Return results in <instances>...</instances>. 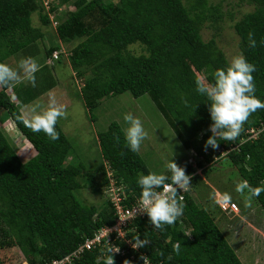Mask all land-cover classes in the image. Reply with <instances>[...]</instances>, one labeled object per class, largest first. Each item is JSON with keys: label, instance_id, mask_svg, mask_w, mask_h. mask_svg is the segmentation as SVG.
Segmentation results:
<instances>
[{"label": "trees", "instance_id": "trees-1", "mask_svg": "<svg viewBox=\"0 0 264 264\" xmlns=\"http://www.w3.org/2000/svg\"><path fill=\"white\" fill-rule=\"evenodd\" d=\"M47 1L48 10L42 0H0V63L26 50L28 56L39 50L48 60L60 50V44L79 38L67 58L71 71L82 82L79 96L91 121L92 112L105 98L126 92L134 98L147 95L181 147L203 156L212 121L209 101L197 92L196 81L202 76L213 83L215 71L226 69L229 63L214 40L203 41L200 29L207 20L221 18L220 5L210 0ZM247 1L253 10L235 22L234 31L240 54L256 67L252 73L255 96L264 102V0ZM70 3L74 11L61 14L60 7ZM32 13L37 15V27L31 23ZM49 15L57 20L54 31L58 42L44 44L41 28H50ZM249 33L254 34L255 48L249 47ZM135 44L143 46L146 54L131 53L129 47ZM87 72L90 76H85ZM7 90L0 89V110L32 146L34 155L22 161L0 129V251L18 248L29 264H46L73 251L94 231L112 224L109 202L104 200L96 206L75 196L84 187L101 196L108 184L105 166L124 185L125 206L140 197L137 180L150 171L139 152L127 147L124 131L115 121L96 135L102 158L99 167L87 170L82 164H68L72 146L58 123L59 139L52 141L43 132L33 133L17 118L22 115L20 106L40 93L25 89L26 96L15 102ZM251 128H262L258 139L241 143ZM217 142L219 147L238 145L226 159L237 168L242 180L252 187H264V110L249 117L235 141ZM216 150L207 149L210 154ZM180 167L192 177L183 196V215L163 231L154 229L147 215L136 219L134 231L127 237L132 240L139 234L151 243L137 253L128 251L123 257H113L115 264H124L125 260L143 264L141 255L151 264H242L212 213L200 208L190 192L200 179L196 169L187 164ZM197 167L202 168V163L197 162ZM253 199L264 212V192ZM239 210L245 213L242 204ZM177 242L181 244L179 255L173 253ZM100 251L86 252L75 264H105L107 257L101 258ZM0 264H4L1 258Z\"/></svg>", "mask_w": 264, "mask_h": 264}, {"label": "rangeland", "instance_id": "rangeland-1", "mask_svg": "<svg viewBox=\"0 0 264 264\" xmlns=\"http://www.w3.org/2000/svg\"><path fill=\"white\" fill-rule=\"evenodd\" d=\"M210 2L213 5H220L222 16L216 22L214 18L204 22L200 29V35L205 42L214 40L230 64L233 57L241 55L238 46L239 39L234 31V24L244 14L251 12L253 5L248 3L247 0H210ZM69 7L71 10H69ZM60 8L62 10L60 11L61 14L74 11L73 4L71 3L63 5ZM36 16V13L31 14V23L35 27L38 26ZM41 29L42 33L45 32L46 42L44 44L58 42L52 25L50 28ZM80 40L77 38L68 44H60V50L56 51L59 53V58L61 59L59 63L56 61L50 64L39 50L31 56L27 55L29 50H26L27 52L22 51L4 61V64L15 69L22 58L32 57L39 65V71L35 74V87L30 83H20L10 90L11 98L16 100L23 99L26 96L24 94L26 93L25 89L40 93L37 99L31 103L29 102L30 104L27 103L20 106L22 115L25 106L29 109L35 107L38 112L47 110L49 104L46 107L44 100L47 101V96L52 95L50 98L52 105L54 104L57 107L62 106L66 115L71 114L73 120L72 127L71 125H63L62 127L64 134L72 146L71 157L67 159V163L72 165L82 164L87 170L95 169L102 164L96 135L104 132L113 121L117 122L124 131L128 127L124 121V115L128 113L139 118L148 133L147 138L141 144L139 154L142 156L150 172L166 174L168 172L166 165L170 160L178 166L184 163L183 161L188 156V150L181 147L175 134L147 95L134 98L126 92L121 95L105 98L92 112L94 116L93 121H91L92 118L88 110L82 104L75 105L74 102L68 103L67 99H65L67 104H59L57 100L60 95L63 98L71 95L74 99H79L75 92L79 94L82 82L71 71L67 55L70 49ZM129 51L134 55L146 54L143 46L139 44L130 46ZM85 76H90V73L87 72ZM200 78L203 79L202 76ZM50 86L53 87L49 89ZM51 90L53 92H50ZM8 122H6V125H9V127H6L5 123L3 124L0 121V128L5 133L9 143L15 148L20 159L26 161L34 155V149L19 134L14 123L10 119H8ZM86 137L88 138L87 140ZM199 177L197 188L193 186L190 189L198 206L212 213L224 238L242 264H264V212L254 199L251 200L250 206H246L248 203L246 200L247 192L245 194L236 192V185L242 181L237 168L232 166L227 159H224L215 167L200 172ZM216 193L222 197L225 193L230 194L231 201L235 202L238 208L242 204L245 213H242L243 215L241 212L232 215L217 213V208H215L217 207L216 202L218 199ZM75 196L83 203L94 204L96 206L101 205L104 201L101 196L93 195L88 187H84L79 192H76ZM237 214L238 216H233ZM0 258L4 264H17L25 260L18 248L1 250Z\"/></svg>", "mask_w": 264, "mask_h": 264}, {"label": "clouds", "instance_id": "clouds-1", "mask_svg": "<svg viewBox=\"0 0 264 264\" xmlns=\"http://www.w3.org/2000/svg\"><path fill=\"white\" fill-rule=\"evenodd\" d=\"M253 37L254 34L249 33V47L255 48L256 41ZM38 71L39 65L32 57L22 58L15 69L0 63V88L12 89L20 83H30L35 87V74ZM255 71L254 64L249 63L243 55H238L232 58L226 69L215 71L213 83H208L204 79L196 81L197 92L209 101L208 111L212 121L208 129L211 136L205 142V151L209 147L213 150L218 149L220 144L217 142L218 140L235 141L243 131V126L249 117L258 110H264V102L255 96V83L252 75ZM17 118L33 133L43 132L50 140L56 141L59 139V133L56 131L57 121L66 118V112L62 106L57 107L54 104L42 112H38L35 107L29 109L25 106L23 115ZM124 121L128 125L124 129L127 147L134 153L139 152L148 133L142 121L131 113L124 115ZM116 139L118 142L119 137ZM190 150H188V156ZM166 167L171 173L170 176L150 172L147 175L141 174L137 180L141 189L137 210L141 214H146L153 228L160 231H163L165 226L174 225L177 219L183 215V197L180 196L178 199V193L180 190L186 191L191 186L192 179L190 175L186 174L185 168L178 166L172 160L167 163ZM200 172L197 173L196 169L195 174L199 175ZM169 180L170 183H167L166 181ZM235 190L240 194L247 192L248 203L246 206H250L251 200L264 192V187H252L247 180H242L236 185ZM221 200L230 203V194H223V198L219 201ZM129 243L134 250H137L148 247L151 242L147 239L142 240L139 234H136ZM112 249L113 247L110 246L107 249L110 255L107 256L105 264H115L113 254L118 252L119 248L115 252ZM180 249L179 242L173 245V253L176 255L180 254ZM139 259L143 260L144 264H149L148 257L141 255ZM171 259L172 256L169 255L168 260ZM124 264H130V262L125 260Z\"/></svg>", "mask_w": 264, "mask_h": 264}, {"label": "built area", "instance_id": "built-area-1", "mask_svg": "<svg viewBox=\"0 0 264 264\" xmlns=\"http://www.w3.org/2000/svg\"><path fill=\"white\" fill-rule=\"evenodd\" d=\"M43 5L48 10V1H43ZM50 20L52 21V26L57 25V20H55L53 15H49ZM59 58V53L56 51L53 52L52 57L48 59V62L51 64ZM53 64V63H52ZM262 131V128H251L246 131L245 137L241 139V143L247 141H254L258 139L259 133ZM201 137V135H199ZM225 145V144H224ZM238 145H230L229 148L225 146H220L216 152L210 154L207 150L203 151V156L197 154L194 150L189 151L188 158L184 161V165H191L193 168L197 169V173L201 169L208 168L210 166L216 165L218 162L227 157L228 153L233 150H237ZM197 162L202 163V168L197 167ZM106 177L108 180L107 186L103 187L101 190V197L110 203V206L113 210V222L111 225H105L98 230L94 231L91 237L86 238L83 243L77 246L70 253L57 258L52 259L46 264H75L79 261L86 252H91L93 250L99 249L100 257H107L108 247H113V252L119 248V251L113 254V257L125 256L126 252L134 251L138 252L139 249L134 250L131 247L129 241L130 238L127 237V234L130 231H134V222L136 219H142L146 214H141L137 208L139 207V198H135L134 201L128 205H123L124 196L123 190L124 185L118 183L114 177L109 166H105ZM185 190H180L178 193V199L180 196H184ZM218 208L223 213H238V206L234 202L225 203L224 200L218 201ZM133 259V256L130 257ZM17 264H29L27 261L23 260ZM144 264V262H143ZM149 264H151L149 262Z\"/></svg>", "mask_w": 264, "mask_h": 264}, {"label": "crops", "instance_id": "crops-1", "mask_svg": "<svg viewBox=\"0 0 264 264\" xmlns=\"http://www.w3.org/2000/svg\"><path fill=\"white\" fill-rule=\"evenodd\" d=\"M1 89V88H0ZM10 90L11 89H8L7 90V93H9V95H10ZM55 90V89H54ZM50 92H53V90H51ZM75 94L79 97V99L78 98H76V99H74L73 98V96H67V93H66V98H63L61 95H60V97L58 98V102H59V104L60 105H65V104H67V101L65 100V99H67L68 100V103H72V102H74V104L75 105H79V104H82L83 106H84V104H83V101H82V99H81V97L79 96V94H77L76 92H75ZM42 96V95H41ZM52 97V95H48L47 96V101L46 100H44V103H46V107H47V105H48V107L50 106V105H52V101H51V98ZM71 98H72V100H71ZM35 99H37V97L35 98ZM35 99H33V100H31L30 101V103L31 102H33ZM61 99V100H60ZM13 101H15V102H17V100L16 99H12ZM81 100V101H80ZM79 102V103H78ZM29 103V104H30ZM43 104V103H42ZM45 105V104H44ZM85 108V107H84ZM0 121L4 124L5 123V126L6 127H9V125H6V122H8V120L7 119H5V115H4V112H2L1 111V114H0ZM73 120H72V117H71V114L70 115H66V118H61V119H59L58 121H57V123L60 125V127H61V129H62V127H63V125H71V127H72V125H73ZM9 123V122H8ZM1 129V128H0ZM9 130V129H8ZM1 131H2V129H1ZM9 131H11V130H9ZM8 131V132H9ZM62 131H63V129H62ZM3 132V131H2ZM10 133H13V132H10ZM64 133V132H63ZM3 134H4V136H5V133L3 132ZM20 134V133H19ZM14 135V134H13ZM16 135V134H15ZM21 135V134H20ZM6 137V136H5ZM8 139V138H7ZM216 197L218 198L217 199V201H219L221 198H223L220 194H218V193H216ZM231 202H233V201H231ZM217 203V202H216ZM235 203V202H234ZM238 208V207H237ZM239 209V208H238ZM217 211V213H220L221 215H232V214H236V213H223V212H221L219 209H216ZM238 212H240L239 210H238ZM233 216H238V214L237 215H233ZM217 224V223H216ZM218 225V224H217ZM219 227V226H218ZM220 229V228H219ZM221 230V229H220Z\"/></svg>", "mask_w": 264, "mask_h": 264}]
</instances>
